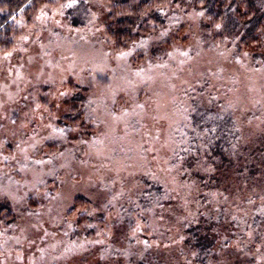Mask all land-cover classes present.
I'll return each instance as SVG.
<instances>
[{
	"label": "rangeland",
	"instance_id": "374dc122",
	"mask_svg": "<svg viewBox=\"0 0 264 264\" xmlns=\"http://www.w3.org/2000/svg\"><path fill=\"white\" fill-rule=\"evenodd\" d=\"M105 11L97 0H68L21 12L15 45L0 53V201L22 217L0 233V264H99L116 231L109 220L89 240L58 230L79 195L93 203L89 214L109 207L112 220L148 174L175 195L174 133L190 102L264 106V67L250 50L260 45L228 46L229 30L202 27L191 0L150 17V32L119 48L104 38ZM146 228L138 223L131 235L142 243ZM123 236L126 246L132 236ZM255 255L252 264H264V252Z\"/></svg>",
	"mask_w": 264,
	"mask_h": 264
},
{
	"label": "trees",
	"instance_id": "16d2710c",
	"mask_svg": "<svg viewBox=\"0 0 264 264\" xmlns=\"http://www.w3.org/2000/svg\"><path fill=\"white\" fill-rule=\"evenodd\" d=\"M67 1L0 0V53L15 45L19 31L16 21L21 12L32 13L42 6ZM97 1L106 10L104 38L119 48L128 46L135 35L150 32L151 28L143 27V23L177 0ZM253 1L191 3L202 14V27L229 30L232 35L228 46L235 45L239 50L244 45H260L262 50H250L256 66L264 67V32L256 34L264 25V1ZM244 4L245 11H241ZM219 101L214 96L208 103L193 99L187 121L174 133L177 141L170 164L180 185L177 194L168 193L162 181L148 174L133 200L128 197L126 203L118 206L114 220L109 217L113 213L109 207L103 209L94 204L99 211L89 214L93 203L79 195L58 230L72 239L81 236L89 240L103 237L101 227L109 225V220L116 231L109 234L113 240L101 245L107 249L99 256V264H108L104 256L116 264L255 263V253L264 252V106L257 104L248 111ZM85 204L87 215L72 219V214ZM190 205L192 209L187 213ZM21 218L8 199L0 201V233H13ZM138 223L147 227L142 243L131 235ZM124 233L132 236L126 246L120 244ZM8 234L2 235L3 243ZM160 243L161 247L154 246Z\"/></svg>",
	"mask_w": 264,
	"mask_h": 264
}]
</instances>
